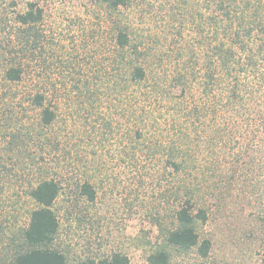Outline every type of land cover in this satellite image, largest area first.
<instances>
[{
  "label": "trees",
  "instance_id": "obj_1",
  "mask_svg": "<svg viewBox=\"0 0 264 264\" xmlns=\"http://www.w3.org/2000/svg\"><path fill=\"white\" fill-rule=\"evenodd\" d=\"M6 1L13 26L0 40L8 86L0 98V141L13 172L22 165L23 175L26 169L35 178L25 190L35 207L0 264H70L56 205L72 187L75 201L66 210L86 220L80 203L96 202L92 172L108 169L102 152L110 154L112 140L120 146L119 169L140 184L153 178L159 235L148 264H175L191 253L208 261L217 239L201 231L211 224L230 231L248 224L249 241L264 252V0H183L191 12L176 15L181 27L166 52L137 42L122 17L129 0H90L105 10L104 32L91 27L58 40L40 0ZM47 48L59 50L74 75H47L39 65ZM69 172L76 174L71 183ZM4 234L0 219V242ZM76 264L132 262L116 252Z\"/></svg>",
  "mask_w": 264,
  "mask_h": 264
},
{
  "label": "rangeland",
  "instance_id": "obj_2",
  "mask_svg": "<svg viewBox=\"0 0 264 264\" xmlns=\"http://www.w3.org/2000/svg\"><path fill=\"white\" fill-rule=\"evenodd\" d=\"M40 1L46 9V27L54 34L55 40L60 39L62 33L67 39L78 38L84 30L91 33V27L98 30V33L104 32L102 19L106 16L105 10L90 0ZM129 2L130 6L123 10L122 17L130 22L137 42L152 52L155 45L165 52L169 51L174 41L173 33L181 27L179 22H175L176 19L181 15L187 17L191 12L187 3L183 0H129ZM7 7V1L0 0V12L6 11ZM10 11L9 8L4 14H0V40L8 37L12 31L13 24L9 20L11 16L6 18L7 15H12ZM184 26L187 35L188 29L191 28L188 22H185ZM45 52L39 65L53 80L60 81L64 77L67 79L74 75V72L68 74L63 68L59 50L47 48ZM92 66L91 64L90 67ZM6 93L8 86L2 80L0 66V98ZM3 109L8 110L7 103ZM28 115L32 117V114H27V117ZM19 116L22 117V114ZM81 120L85 121L83 118ZM119 147L116 140L106 143L110 154L104 150L102 153L108 161V169L101 175L96 170L92 172L94 176L90 174L96 183L98 197L95 203H80L86 217L84 222L80 223L75 215L70 216L66 210L75 201L74 188L71 187L56 205L62 223L59 242L70 249V264H76L81 258H102L116 252L127 255L132 264H148L147 257L157 243L159 233L153 227V178L140 184V179L135 173L119 169L115 164L119 157V152L115 150L120 149ZM7 149V143L4 140L0 141V219L5 225V234L0 242V259H9L12 256L13 239H16L21 229L28 225L30 211L35 207L33 201L25 195L28 183L35 178L28 175L26 169L24 176L22 165L13 172L12 154L8 153ZM75 156L74 154L72 161ZM15 172L19 173L22 181H15L13 176ZM75 175L74 172H69L70 183ZM223 227L229 229L224 225L211 224L201 231L204 235L215 234L217 239L208 261H203L196 253H191L178 257L175 264L261 262L264 252L256 241H249L248 236L252 229L248 224L240 227L232 224L230 228L232 231ZM247 229H249L247 233H244L243 231Z\"/></svg>",
  "mask_w": 264,
  "mask_h": 264
}]
</instances>
